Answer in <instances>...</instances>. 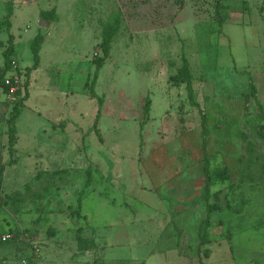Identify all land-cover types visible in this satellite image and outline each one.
I'll list each match as a JSON object with an SVG mask.
<instances>
[{
    "label": "rangeland",
    "instance_id": "obj_1",
    "mask_svg": "<svg viewBox=\"0 0 264 264\" xmlns=\"http://www.w3.org/2000/svg\"><path fill=\"white\" fill-rule=\"evenodd\" d=\"M221 1L222 27L216 0H0V67L10 34L23 73L45 38L13 156V105L0 91V239L12 237L0 257L17 264L26 243L84 253L87 264H264V0ZM53 9L58 20L40 27ZM110 21L94 128L90 84ZM182 52L200 109L173 80ZM252 81L260 105L246 100ZM203 117L212 170L235 173L209 197Z\"/></svg>",
    "mask_w": 264,
    "mask_h": 264
},
{
    "label": "trees",
    "instance_id": "obj_2",
    "mask_svg": "<svg viewBox=\"0 0 264 264\" xmlns=\"http://www.w3.org/2000/svg\"><path fill=\"white\" fill-rule=\"evenodd\" d=\"M246 6V4H245ZM214 12L217 17L218 25L222 27L226 21L229 19V14H228V7L222 3L221 0H216L215 3V9ZM14 10L12 8V5H10L8 9V14L6 17V23L8 26V30L10 31L12 28V22L11 18L13 17ZM41 18L46 22V23H52L56 22L58 20V15L56 12V9L50 10V11H42L41 12ZM118 31V28L114 26L113 22L110 21L109 24L105 27L103 30V41L101 44V49L103 56L99 57L96 60V67H97V72L91 82V88H90V94L92 98H98L99 101V111L97 115V119L94 125V128L97 127L99 120L102 116V110L104 107V102L105 99L104 97H98L97 94L95 93V86L98 81V74L100 70L104 67L106 61L110 58L111 56V50H112V42L113 38L115 37L116 33ZM45 41L44 36L39 34L33 41L32 44V52L34 55V65L27 69L26 73L20 72V74L24 75L26 77V82L24 85V91L19 92V100L13 104V109L11 112V115L8 119V126H9V152L13 156L16 152L15 145L18 141V135H17V128H16V123L20 119L22 115V109L25 104V101L29 98V78L31 74L33 73L34 70L38 69L41 65V50H42V45ZM15 37L13 34H10L9 36V46L4 52V66L0 67V91L3 92V94L6 95L7 93V88L5 87V78L8 75V73L11 71L13 67V62L15 61L13 58V52L15 49ZM182 66L178 70L177 74L173 77V80L177 85L179 84H185L188 92V97L190 100V103L192 106L195 108L200 109V105L197 101L196 98V93L193 87V74L190 69V64L188 59L185 56V53L182 52ZM89 85V87H90ZM249 94L247 95L248 97L255 99L256 103L260 105V102L257 98V93L258 89L256 84L252 81L249 85ZM151 99L150 97L146 98V103H145V119L142 123V128H144L148 122L150 121L151 118ZM262 110V117L264 118V110ZM202 127H203V137H204V146H203V153H204V173L206 176V194L207 197L211 194L212 187L214 185L218 184H229L230 187L233 186V181L235 180V173L230 169L228 165H225V167L222 170L218 171H213L211 167V160H210V154L208 151V141L206 139V136L208 134V126L207 122L205 120V117H203V122H202ZM12 162V161H11ZM5 172L4 167L0 168V196L2 194V187H3V174ZM210 209V208H209Z\"/></svg>",
    "mask_w": 264,
    "mask_h": 264
},
{
    "label": "crops",
    "instance_id": "obj_3",
    "mask_svg": "<svg viewBox=\"0 0 264 264\" xmlns=\"http://www.w3.org/2000/svg\"><path fill=\"white\" fill-rule=\"evenodd\" d=\"M0 243L1 244L5 243L3 242V237L2 240L0 239ZM17 245L19 246L18 248L19 252L23 255V257L17 262V264H23L26 260L31 259L33 257L32 246L31 248H29L26 243L17 244ZM40 249H41V254L37 261V264H87L84 262V258H85L84 253L71 252V251L66 252L64 250L61 251L48 245H45L43 248ZM110 259L113 261L114 264H123L121 261H119V258L117 256H114ZM105 260L106 259H103L102 261ZM102 261L99 264H103ZM0 264H9L8 257L7 256L0 257ZM144 264H147V262Z\"/></svg>",
    "mask_w": 264,
    "mask_h": 264
},
{
    "label": "built area",
    "instance_id": "obj_4",
    "mask_svg": "<svg viewBox=\"0 0 264 264\" xmlns=\"http://www.w3.org/2000/svg\"><path fill=\"white\" fill-rule=\"evenodd\" d=\"M25 76L20 74L17 63L13 62V67L11 71L5 78V87L7 88L6 100L9 104L13 105L19 100V92L24 91L25 85ZM12 237L11 235H6L3 237V241L7 242ZM33 248V257L26 260L23 264H37V261L41 254V249L39 245H32Z\"/></svg>",
    "mask_w": 264,
    "mask_h": 264
},
{
    "label": "water",
    "instance_id": "obj_5",
    "mask_svg": "<svg viewBox=\"0 0 264 264\" xmlns=\"http://www.w3.org/2000/svg\"><path fill=\"white\" fill-rule=\"evenodd\" d=\"M45 23H46V22H45L44 20H42V21L40 22V24H39L40 27H45Z\"/></svg>",
    "mask_w": 264,
    "mask_h": 264
}]
</instances>
